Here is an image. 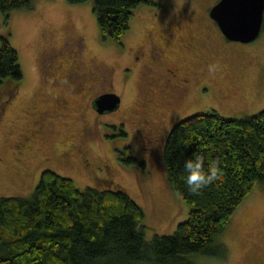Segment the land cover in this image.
Instances as JSON below:
<instances>
[{"label": "rangeland", "instance_id": "374dc122", "mask_svg": "<svg viewBox=\"0 0 264 264\" xmlns=\"http://www.w3.org/2000/svg\"><path fill=\"white\" fill-rule=\"evenodd\" d=\"M215 1L141 3L120 39L100 37L91 0H33L29 8L11 10L8 22L0 9V32L9 25L24 74L17 91L0 99V196L28 195L39 170L50 167L81 188L121 186L142 205L147 238L173 232L190 208L170 187L163 162L174 121L192 111L243 117L264 108V23L250 41L228 39L210 14ZM158 45L170 61L188 58V68L203 79L157 123L155 135L150 123L165 109L157 101L164 93L154 80L146 82L131 57L144 49L155 77L163 66L155 59ZM201 59L220 67L201 76ZM105 90L117 92L120 104L100 113L90 99ZM121 147L143 158L144 167L124 165L117 158ZM236 208L220 234L225 257L196 254L199 264H264V180Z\"/></svg>", "mask_w": 264, "mask_h": 264}, {"label": "trees", "instance_id": "16d2710c", "mask_svg": "<svg viewBox=\"0 0 264 264\" xmlns=\"http://www.w3.org/2000/svg\"><path fill=\"white\" fill-rule=\"evenodd\" d=\"M155 1L91 0L100 37L120 39L130 27L133 8ZM32 3L0 0V9L7 20L11 10ZM10 33L9 25L0 32L1 100L17 91L24 75ZM167 134L162 152L167 178L190 204L173 232L147 238L143 207L121 186L81 188L72 177L44 166L28 195L0 196V264H199L196 254L225 257L220 236L229 217L264 180V108L243 117L200 110L180 118ZM126 150L117 149L124 165L144 167L143 158ZM196 155H204L205 167L219 158L223 177L192 194L184 162Z\"/></svg>", "mask_w": 264, "mask_h": 264}, {"label": "flooded vegetation", "instance_id": "af4514ba", "mask_svg": "<svg viewBox=\"0 0 264 264\" xmlns=\"http://www.w3.org/2000/svg\"><path fill=\"white\" fill-rule=\"evenodd\" d=\"M215 2H213L212 4H214ZM211 20L213 22L214 19H211ZM216 23H217V21H216ZM217 26H218V23H217ZM140 47L143 48V44ZM162 51H164V46H160V45H158V47L154 50L155 59L158 60L157 63L159 65H163V66H161V68L159 66V68L162 71L159 74H155V77H152V76L150 77V75H149L150 69L152 72V69H154V68L152 65H150V63H148V64L146 63V61H145V59H146L145 55L146 54L144 53V49L143 50L137 49V51H135L131 57L133 59L132 62H134L135 60H136L135 63L139 62L138 63L139 64V68H138L139 71L143 75H144V73H146L145 78L148 79V80L145 79L146 82L154 80L155 81L154 84L160 85L162 90H163V93H164L161 97L162 99L161 100L157 99V101H162V104L165 106V109L160 110V113L157 114V116L154 120L155 121L154 125H152V122L150 123V125H151L150 127H152L153 131H154V128H156V133L160 127L158 124L162 125V122H164V120H166L168 118V116L171 115V112H172L171 110H173L174 108L178 109V107L181 104H183L187 101L189 96L191 97L192 89H190V87L193 85L195 88H197L196 83H198L199 81H201L203 79V78L199 79L194 74V72L191 71L192 69L188 68V61H187L188 58L187 59L184 58L181 62H177V61L173 62V61H170V59L165 57V56H167V52L166 51L162 52ZM166 62H167V67L165 66ZM197 64H199L198 66H200V68H201L199 71L201 73V76L204 75L206 70L208 69L209 64L203 59L199 60ZM164 66L166 68V71L168 72L166 77L164 75L165 73L163 72L165 69ZM148 77H150V78H148ZM168 79H170V81H168ZM105 91H108V90H105ZM198 91H200V90H198ZM173 92L176 93V96H175V94H173ZM99 94H101V93H98V94L93 95L91 97V99H90L91 104H92V100L94 99V97H96ZM92 106L94 107L93 104H92ZM118 107H116L114 109L116 110ZM94 109L96 110L95 107H94ZM191 111H189V112H191ZM102 112H109V111H101L100 113H102ZM195 112H197V111H192L190 114L195 113ZM180 118H178L176 121H178ZM176 121H174V122L176 123ZM148 122H150V121H148ZM148 133L151 134L150 131H148ZM154 134H155V131H154Z\"/></svg>", "mask_w": 264, "mask_h": 264}, {"label": "water", "instance_id": "95a60500", "mask_svg": "<svg viewBox=\"0 0 264 264\" xmlns=\"http://www.w3.org/2000/svg\"><path fill=\"white\" fill-rule=\"evenodd\" d=\"M209 11L228 39L250 41L263 26L264 0H218ZM100 93L92 100L97 111H110L120 104L117 92Z\"/></svg>", "mask_w": 264, "mask_h": 264}, {"label": "clouds", "instance_id": "9594fccd", "mask_svg": "<svg viewBox=\"0 0 264 264\" xmlns=\"http://www.w3.org/2000/svg\"><path fill=\"white\" fill-rule=\"evenodd\" d=\"M219 67V63L210 64L208 71L214 75ZM189 143L186 142V145ZM220 164V159L216 158L209 161L205 167L204 155H196L194 158L187 159L184 162V171L188 191L192 194H199L204 188L222 180L223 171ZM137 230H139V225H137Z\"/></svg>", "mask_w": 264, "mask_h": 264}]
</instances>
